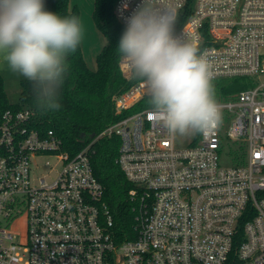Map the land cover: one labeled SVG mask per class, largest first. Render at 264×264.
Returning a JSON list of instances; mask_svg holds the SVG:
<instances>
[{"label": "built area", "instance_id": "2783aa9c", "mask_svg": "<svg viewBox=\"0 0 264 264\" xmlns=\"http://www.w3.org/2000/svg\"><path fill=\"white\" fill-rule=\"evenodd\" d=\"M141 3L116 1L123 26ZM157 4L176 19L187 15L175 34L208 53L214 80L248 77L255 85L217 100L222 125L180 136L185 145L150 107L131 111L148 95L141 79L113 98L125 116L78 152L35 110L0 109V264H231L249 210L236 254L240 264H264V0ZM119 66L133 77L123 58ZM112 134L132 184L134 236L121 241L91 160L94 143Z\"/></svg>", "mask_w": 264, "mask_h": 264}, {"label": "clouds", "instance_id": "9594fccd", "mask_svg": "<svg viewBox=\"0 0 264 264\" xmlns=\"http://www.w3.org/2000/svg\"><path fill=\"white\" fill-rule=\"evenodd\" d=\"M176 17L142 0L128 18L118 54L148 88V105L169 135H208L223 115L206 51L175 34ZM83 39L79 17L45 10L44 0H0V61L32 82L35 107L60 109L68 58Z\"/></svg>", "mask_w": 264, "mask_h": 264}, {"label": "trees", "instance_id": "16d2710c", "mask_svg": "<svg viewBox=\"0 0 264 264\" xmlns=\"http://www.w3.org/2000/svg\"><path fill=\"white\" fill-rule=\"evenodd\" d=\"M117 0H95L93 18L96 26L104 33L107 43L97 55V68L88 67L81 46L68 58L69 72L59 90L57 111L42 112L35 107L32 82L21 81L23 91L20 101L10 102L5 81L0 68V109L31 108L37 112L45 128H52L63 139L65 147L72 152H78L91 142L109 125L118 122L124 114L115 111L111 100L114 94H120L134 82L139 80L135 75L127 79L119 66L121 56L117 52L120 38L125 26L117 19L114 7ZM45 10L58 15L77 16V7L70 9L69 0H44ZM187 15L179 13L176 19L175 31L184 23ZM216 88L217 100L225 99L244 89L255 85L248 77L225 78L213 81ZM149 95L143 97L131 111L149 108ZM84 140V141H83ZM121 139L112 134L99 138L93 145L94 153L91 158L94 172L105 188V200L111 207L118 239H132L133 218L128 200V191L132 187L124 171L117 162ZM253 214L247 211L240 221L239 230L235 235L234 250L230 256L231 264H240L236 251L245 239L244 226Z\"/></svg>", "mask_w": 264, "mask_h": 264}, {"label": "rangeland", "instance_id": "374dc122", "mask_svg": "<svg viewBox=\"0 0 264 264\" xmlns=\"http://www.w3.org/2000/svg\"><path fill=\"white\" fill-rule=\"evenodd\" d=\"M75 6L79 11V18L83 26V39L80 44L83 56L88 67L92 70H96L97 55L104 45H106L107 39L104 33L96 26L93 18L95 0H69V8L72 9ZM0 68L2 70V75L5 81V89L10 102H19L21 92L23 91L21 81L25 78L17 73H13L3 61H0ZM115 95L116 94L112 96V101ZM177 139L179 143H182L183 145L186 144V142H183L180 139V136H177ZM44 173L45 167H40L36 170V175L38 177L42 176Z\"/></svg>", "mask_w": 264, "mask_h": 264}]
</instances>
